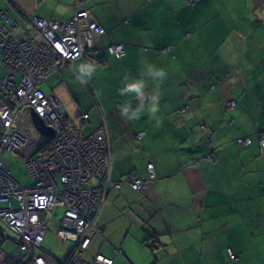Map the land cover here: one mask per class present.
<instances>
[{
    "label": "crops",
    "instance_id": "obj_1",
    "mask_svg": "<svg viewBox=\"0 0 264 264\" xmlns=\"http://www.w3.org/2000/svg\"><path fill=\"white\" fill-rule=\"evenodd\" d=\"M0 2L19 25L32 16L65 22L82 11L86 24L105 31L88 56L39 87L82 135L105 124L113 182L126 173L146 178L153 164L151 184L143 192L126 182L111 189L95 222L102 234L112 225L122 234L117 262L136 264L128 258L132 218L122 211L140 226L141 204L143 244L157 247L153 264H264V0ZM113 44H121L120 57L107 51ZM246 136L248 145L232 141ZM195 146L203 149L190 158ZM149 148L155 156L139 160ZM208 153L209 161L201 158ZM231 234L244 241L239 261L228 259V249L236 254Z\"/></svg>",
    "mask_w": 264,
    "mask_h": 264
},
{
    "label": "built area",
    "instance_id": "obj_2",
    "mask_svg": "<svg viewBox=\"0 0 264 264\" xmlns=\"http://www.w3.org/2000/svg\"><path fill=\"white\" fill-rule=\"evenodd\" d=\"M75 15V20L66 25L33 19L35 29L45 32L43 38L39 39L41 42H38L40 53L36 59L44 65V69H40L35 64V43L22 40L26 34L15 33V30L18 32V23L6 11L0 10V97H6L8 101L14 103L13 107H10L6 103L1 104L3 100L0 101V264H90L82 259V252L91 242L93 234L91 230H95V221L108 193L105 185L110 183L111 153L108 145V154L99 155L102 163L96 165L97 159L94 158L88 166L86 158H82L76 152L79 145L77 141L83 138L94 140L108 129L101 123L88 136L82 135L78 128L65 125L59 102L45 94L40 87H35V81L41 74L51 72L46 66L47 60L56 67L59 66L60 58L62 61L74 60L85 50L91 51L97 36L105 34L96 23L88 22L86 35L84 33L86 30L83 31L80 23L86 18L87 13L79 11ZM28 31L33 34V31ZM107 51L115 57H120L123 48L121 44H113L108 46ZM23 101L26 106H33L29 107L43 119L46 126L52 127V134L40 133L44 141L38 146L33 144L29 132L21 123L25 112L23 107L19 108V104ZM80 117L81 120L87 119L86 114ZM10 142L20 143L23 147L31 145L25 152L31 156L26 160L25 168L33 180L32 185L23 187L6 172L4 166L6 161L2 159V155L12 148L7 147ZM238 142L248 144L249 139L243 137ZM260 143L264 146V134L260 138ZM72 158H75L76 163H73ZM61 162L65 168L48 170ZM67 162L73 164L69 166ZM77 163L82 165L80 170L77 169ZM147 169L151 180L154 177L152 165L148 164ZM51 173L55 175L52 177ZM58 174L60 178L56 179L55 176ZM83 178L88 179L85 188L71 190V187ZM126 181L138 192L148 183V180L130 175ZM110 185L119 188L118 183ZM26 194L30 196H25ZM20 197L22 199H19ZM13 201L16 206H13ZM53 205L55 206L52 208ZM56 208L61 210L59 226L55 230L56 238L62 244H72V249L61 261L44 251L26 256L25 250L40 248L47 234L46 225L54 216ZM65 212L67 216L62 220ZM88 223L92 225L91 229L90 224L87 227ZM2 228L18 236L17 248L11 253H3L1 250L5 240ZM79 246L84 250H79ZM230 256L231 259L235 258L231 251ZM97 264L111 262L100 255Z\"/></svg>",
    "mask_w": 264,
    "mask_h": 264
},
{
    "label": "rangeland",
    "instance_id": "obj_3",
    "mask_svg": "<svg viewBox=\"0 0 264 264\" xmlns=\"http://www.w3.org/2000/svg\"><path fill=\"white\" fill-rule=\"evenodd\" d=\"M0 4H1V2H0ZM3 11H6L8 14H10L9 10H7V9H4ZM34 18H37V17L32 16L29 18H24L21 24H23V26L25 28H23L19 32H16V30H15V33L16 34L25 33L26 35L23 36L22 40H24L27 43H35L34 44L35 45V49H34L35 50V64L37 65L38 68L44 69V65L42 63H39L37 61L36 57L40 53V49H39L40 44L38 42H41V41L39 39L43 38V36L45 35V32H43L44 30L39 32V30L37 31L35 29V24L33 23ZM73 20H75L74 14L69 18V20H67L65 22H59V24L60 25L70 24ZM14 21L17 22L16 20H14ZM45 21H50V20H45ZM9 23H11V21ZM18 25H17V27H18ZM46 26H48V25H46ZM19 27H20V25H19ZM28 30L33 31V34H31ZM57 49L58 48H56V50ZM89 52L90 51L85 50L78 58H76L74 60H70V61H62V59L60 58V63H59V66H57V67L54 64H52L50 61L47 60L46 66H47V68H49L51 70V72L49 74H47V73L41 74V77L36 79V81H35V87L38 88L40 86L41 82H43L44 79L47 78L49 75L56 73V72H58L62 69H65V68H72V64L74 61L78 60L81 57L88 56L87 54ZM49 96L55 98L58 101L57 97H55L54 95L51 94ZM1 100H3V102L1 104L6 103L10 107H13V105H14L13 101H8L6 99V97L5 98L0 97V101ZM24 105H25L24 101L22 104H19V108L23 107V111L25 112L23 114L22 119H21V123H22L24 129L29 132V134L33 140V144L35 146H38L39 144L43 143L44 137L35 129V126H34L33 121L31 119L30 111L32 110L35 113L34 109L32 108L33 106L32 105H28V106L25 105L24 106ZM29 106H32V107H29ZM85 113L88 117L89 112H85ZM37 116L41 119V121L43 122L45 127L49 128V129L52 128L51 126L50 127L46 126L43 119L39 115H37ZM140 137H142V135H137V139H139ZM77 143L79 145L77 146L76 152L82 158H84V157L86 158L88 166L92 162V159H94V158L97 159L96 165L102 163L99 159V155L103 156V155L108 154V151H109L108 145L110 146V153H111V140H110V135H109L108 130L104 131L102 136H100L94 140H87V139L83 138L79 142L77 141ZM7 147H12V148H9L8 149L9 152H5L2 155V157H3L2 159H5V161H6V164H4V166L6 168V172L9 173L12 176V178L15 181H17L20 185H22L23 187L32 185L33 180L30 178V176L28 175V172L25 168L26 160L31 158V156L25 154V152L28 150L27 148L31 147V145L29 144L28 147L27 146L23 147L22 144H20V143L14 144L13 142H10ZM156 149H157V146H156ZM156 149H153V151H152L151 148H149L148 150L144 151V153H140L138 159L139 160L144 159V162H145L147 159H150V156L152 154H153V156H155ZM74 159L75 158H72L73 163H76L74 161ZM73 163L67 162L66 164L71 166ZM150 163L151 162H149L147 164H150ZM147 164H146V170H147L148 176L146 178L141 177L140 179L148 180V183L139 192H143L151 184V182H152L151 180H154V179L149 180V171L147 169ZM77 165H78L77 169L80 170V167H82V165L80 163H77ZM65 167L66 166L64 165V163L61 162V164H59L58 166H55L52 169H48V170H58L61 168L63 169ZM152 167H153V165H152ZM153 173H154V170H153ZM51 175L53 177L55 174L51 173ZM59 176H60V174L56 175L55 178L56 179L60 178ZM87 182H88V179L83 178L80 181H78L75 184V186L73 185L71 187V190L77 189V188L79 190L84 189ZM124 182L128 183L126 180H124ZM214 183L216 184V187H217L218 183H219V179L214 178ZM119 189H120V184H119V188H117L116 190H119ZM25 196H30V194H26ZM137 197H138V194H136V198ZM19 199H22V197H20ZM13 206H16L14 201H13ZM54 206L55 205H53L52 208ZM4 208L5 207L3 206V209ZM139 209H140V212L142 215L140 226H137L135 224L136 219L131 214H129L128 212L122 211L124 213L125 218H130V216L132 218L130 220V223H132V227L130 230V232H131L130 238L132 239L131 245H132V250L134 252V255L130 256L128 258H135L136 264H147V260H149L148 263L151 264V261L153 263V260L157 259L155 256V251H156L157 247H154V246L146 247L143 244L144 235H145V232L142 231L143 227H144V221H145L144 206H141V204H140ZM53 213L55 215L53 216V219L49 223H47V225H46L47 234L45 235L42 243L40 244V246H39L40 248H36L34 250H31V249L25 250L26 256L38 254V253H41V251H44L47 254L51 255L53 258L61 261L66 257L68 252L72 249V247H73L72 244H69V243L62 244L61 242H59L57 240L55 230L59 226V219L61 216V210L57 209ZM66 216H67L66 212L63 213L62 220ZM89 224L90 223L87 224V227H89ZM121 224L122 223L119 224V227ZM119 227H118V229H119ZM91 228H92V225L90 224V229ZM118 233H119V231L116 229V227L114 225H112V229L107 231L106 234H104V233L102 234L101 232L91 234V242H92V238L95 236L92 244L90 243V245L85 250L82 249L80 246L78 247L79 250H84L82 252V259L85 262L95 259L90 264H97L98 257L101 255L102 257H104L106 259L112 260L113 264H123L122 262H120V261L117 262L115 260L116 256H119V258L123 257L121 254L122 253L121 246L123 245V237H122L121 233L120 234H118ZM5 235H6L5 240L2 243L3 248L4 249L7 248L10 251H14L17 248V245L15 244L14 241L18 240V237L16 236V234L12 233L9 230H5ZM109 236H112L111 240L108 239ZM230 242H231V245H232V247L236 253V254L233 253L235 258L232 260H235L237 257H238V259H236V260H238V261L241 260L243 258V255L246 252L244 241H242L240 244H238V237L231 234ZM99 244H100L99 248L101 247L100 251L99 250L96 251ZM126 245H127V243L124 244V247H126ZM147 251L149 253L148 255H147ZM92 252H93V254H91ZM124 264H127V260H125Z\"/></svg>",
    "mask_w": 264,
    "mask_h": 264
},
{
    "label": "trees",
    "instance_id": "obj_4",
    "mask_svg": "<svg viewBox=\"0 0 264 264\" xmlns=\"http://www.w3.org/2000/svg\"><path fill=\"white\" fill-rule=\"evenodd\" d=\"M11 15V14H10ZM11 17H12V15H11ZM13 18V17H12ZM38 19H40V20H44L45 21V19H42V18H38ZM51 21V20H50ZM22 28H25L24 26H23V24L22 25H20ZM27 29V28H26ZM32 34V33H31ZM42 90V89H41ZM43 91V90H42ZM232 103V104H231ZM236 106V101H234V100H231V102L230 103H228V107L229 108H234ZM182 111H184V109H187V108H180ZM181 112V111H180ZM259 135V149H260V151L261 152H263L264 151V146L260 143V138L262 137V135L261 134H258ZM248 139H249V143H250V138L248 137V136H246ZM242 138V137H241ZM240 138H237V139H234V140H232L233 141V143L234 144H236L237 146H245V145H248V144H241V143H239L238 142V140H239ZM181 148H183V146H181ZM203 149V148H202ZM201 149V146H195L194 147V150H192V152L189 154L190 155V158H195V154H198V152H197V150H202ZM213 154H211V153H208V154H206L205 156H201V158H204L205 160H210L211 158V156H212ZM150 164H152V163H150ZM111 165H112V161H111ZM153 165V164H152ZM128 175H130V176H133V174L132 173H126V174H124L123 175V177H122V180L121 181H119V182H116V183H119L120 184V188H121V183L122 182H124V180H126L127 179V176ZM109 181H110V183H112V184H115V182H113L112 180H111V169H110V175H109ZM59 183V182H58ZM110 183H108V185H105V187H106V189L108 190V192L111 190V189H115L114 187H112L111 185H110ZM131 187V186H130ZM134 190V189H133ZM138 192V191H137ZM108 194V193H107ZM57 209H59V208H56L55 210H57ZM102 209V208H101ZM101 211V210H100ZM99 214H100V212H99ZM55 215V214H54ZM99 216V215H98ZM100 229V228H99ZM2 231H3V233H4V235H5V230L6 229H4V228H2L1 229ZM101 230V229H100ZM10 231V230H9ZM6 236V235H5ZM17 236V235H16ZM155 236H156V233H154V232H152V235L150 236V238L151 237H153V239H155ZM18 237V236H17ZM157 237H158V234H157ZM15 242V244L17 243V240H15L14 241ZM6 243V242H5ZM90 243H92V242H90ZM17 245V244H16ZM90 245V244H89ZM147 247H151L150 246V244H147ZM1 250H2V252L4 253H11V252H13V251H10L9 249H4L3 248V245L1 246ZM16 250V249H15ZM14 250V251H15ZM230 249H228V258L230 259V260H232L231 259V256H230ZM232 252V251H231ZM93 260H91V261H88L87 263H91ZM110 262H111V264H113V262H112V260H110ZM153 264V263H152Z\"/></svg>",
    "mask_w": 264,
    "mask_h": 264
},
{
    "label": "water",
    "instance_id": "obj_5",
    "mask_svg": "<svg viewBox=\"0 0 264 264\" xmlns=\"http://www.w3.org/2000/svg\"><path fill=\"white\" fill-rule=\"evenodd\" d=\"M61 110V109H60ZM62 111V110H61ZM63 113V112H62ZM31 119L33 121V124L35 126V129L44 135H50L52 134V130L45 127L41 119L31 110L30 111Z\"/></svg>",
    "mask_w": 264,
    "mask_h": 264
},
{
    "label": "bare ground",
    "instance_id": "obj_6",
    "mask_svg": "<svg viewBox=\"0 0 264 264\" xmlns=\"http://www.w3.org/2000/svg\"><path fill=\"white\" fill-rule=\"evenodd\" d=\"M81 22L84 24L83 31L86 30L84 33L87 35V29H86V26H87V24H86V22H87V16H86V18H83V19L81 20ZM80 40H81V39H80ZM22 212H24V211H22ZM94 229H95V230H91L92 233L101 232V230H100L99 228H97L95 225H94Z\"/></svg>",
    "mask_w": 264,
    "mask_h": 264
},
{
    "label": "clouds",
    "instance_id": "obj_7",
    "mask_svg": "<svg viewBox=\"0 0 264 264\" xmlns=\"http://www.w3.org/2000/svg\"><path fill=\"white\" fill-rule=\"evenodd\" d=\"M157 74H158V75H163V73H162V72H158ZM261 135H262V134H261ZM242 138H243V137H242ZM102 206H103V205H102Z\"/></svg>",
    "mask_w": 264,
    "mask_h": 264
}]
</instances>
